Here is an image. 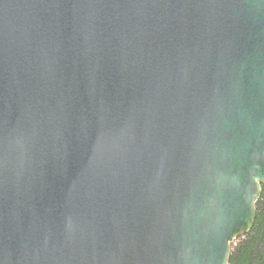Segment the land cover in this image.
<instances>
[{
    "label": "water",
    "instance_id": "95a60500",
    "mask_svg": "<svg viewBox=\"0 0 264 264\" xmlns=\"http://www.w3.org/2000/svg\"><path fill=\"white\" fill-rule=\"evenodd\" d=\"M264 183V0H0V264H228Z\"/></svg>",
    "mask_w": 264,
    "mask_h": 264
},
{
    "label": "trees",
    "instance_id": "16d2710c",
    "mask_svg": "<svg viewBox=\"0 0 264 264\" xmlns=\"http://www.w3.org/2000/svg\"><path fill=\"white\" fill-rule=\"evenodd\" d=\"M262 187L254 225L231 243L228 264H264V183Z\"/></svg>",
    "mask_w": 264,
    "mask_h": 264
}]
</instances>
